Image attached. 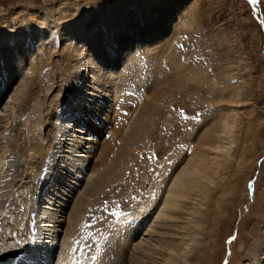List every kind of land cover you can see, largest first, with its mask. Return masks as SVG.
<instances>
[{
  "label": "rangeland",
  "instance_id": "374dc122",
  "mask_svg": "<svg viewBox=\"0 0 264 264\" xmlns=\"http://www.w3.org/2000/svg\"><path fill=\"white\" fill-rule=\"evenodd\" d=\"M58 1L0 0V20L4 21L5 23L3 24H7L12 30L13 28L20 29L23 27L22 24L27 22L25 11L30 8L36 13H40L41 16H45L48 21L42 23L40 30L38 29L36 33L32 34L33 38H31L32 32H28L27 36H20V42L25 41V45L21 43V48L25 49L24 57L19 54L15 55L16 57L13 56V39L10 43L12 47H0V167H2L0 169V182L2 184H8L10 178H12L11 176L16 173L14 167H8L9 163L17 162L15 161L17 158L10 149L2 154V143L5 141L3 137H12L10 129L12 126H16L17 122L18 126L24 131L28 120L34 116L32 114H38L37 110L41 104H43V114L45 113L44 111L48 110V106L44 103L50 94L52 95L56 92L55 87L59 84H52L49 81L53 77V71L61 58V49L65 46L71 49V44L73 45L71 41L65 40L59 35L58 29L62 31V24L57 25L53 21L54 18L61 16V13H55ZM170 1L176 6L167 17L156 12L154 14L149 13L147 17L140 19V24L135 27V32L130 31L126 34L125 40L128 43L127 47H119V49L124 48L119 62V57L116 58V61L113 57L110 58V61L115 65L102 64L104 72H109V75H118L122 78L119 79L117 77L116 80L120 82L119 86L125 89V92L149 100L151 95L160 96L159 105L162 117L156 124L154 122L148 126L149 128L147 127L146 131L148 133L145 132L143 140L138 143L140 144L138 146H143L144 148H132L133 152L128 155L132 157L134 151L140 155V160L138 159L136 166L133 165L132 168L130 167L131 169L129 168L125 172V177H129L120 182L119 185L115 182L117 185L114 183L113 187L107 180L105 191L109 192L108 196L102 193L100 204H94L92 201L88 202L87 207L89 208L85 211L82 223L79 225L81 235L74 237L76 244L74 242L71 248L64 250L62 240L65 224L63 223L56 227L51 226L48 220L47 222L44 220L46 225L49 224V226L55 227L54 229L59 228L56 230L58 232H56V238L53 242L52 264L58 258L67 260L70 256L71 260L65 264H71L73 259L81 264H97V259L92 256L96 248L95 243L102 232L105 233L108 230L112 231V234L110 231L106 233L109 238V244H113L116 241L122 242V234L130 228L125 226L124 229L117 228L114 231L112 230L113 228L111 229L112 223H114L115 211L124 214L123 219L127 220L128 217L126 215L138 206V201L139 204L149 195H153V190H155L153 185L155 179L157 180L159 176L157 174L158 165L172 161L174 157L169 158V156L173 152H176V159L180 160V157L186 155L185 158H188L189 151L194 145L192 139L198 129H202L208 121L220 117L225 111L228 114H232V116L234 112H238L243 120L261 118L263 123L257 126V133L252 139L242 141L244 145L247 144L253 151L252 153L247 152L246 156L244 155V158L251 160L250 166L240 165L243 171L238 178L236 176L231 177L232 180L229 184L234 185V194L231 195L225 190V194L218 196V200L226 204V210L222 218H220L221 220L216 223L214 231L216 241L213 248L208 250L204 263L240 264L243 262L247 264L255 261V257L259 252L257 241L261 234L253 235L250 230L256 226V220L260 218L259 207L255 209L254 204L260 203L261 191L263 190L262 183L258 185L257 190H255V185L262 171L264 172V0ZM157 9L159 10V8ZM16 12L20 14L19 20L15 18ZM15 43L17 44V42ZM100 58L96 59L97 64L102 62V56ZM34 62L37 63L35 68L33 66ZM79 62H81V59H79ZM36 72H39V78L35 76ZM83 72L85 73V71ZM33 78H38L36 81L38 86L33 90L35 93L29 96L27 82ZM91 80L90 77L89 81ZM62 88L64 89V86ZM224 90L233 91L235 94L239 93L240 96H243L242 101L236 105L223 102L222 95L225 94ZM37 93L39 95L38 98L36 96ZM62 93L63 95H68L66 92L62 91ZM28 100L29 109L26 113H22L20 107ZM134 104L130 99V102L127 100L124 103H120L113 111L106 112L103 115L105 119L103 124L99 123L97 117H94L95 126L97 127L100 124V129L98 127L94 129L92 126L94 132L91 135L98 147L101 144H107L111 140L116 128V130H123L122 125L132 116L131 112L135 109ZM58 110V113L61 114L65 108L60 106ZM9 116L12 119L9 120ZM84 122L90 123L86 117ZM235 123L239 124V126L242 124L240 119L236 120ZM38 126L40 127V124L35 126L37 128L34 136L45 145L46 140L43 139L44 131L43 129L40 130ZM24 132L25 135L32 133L30 130ZM152 132H156L157 136L151 137ZM240 135L241 132L235 127L217 135L222 145L213 152L222 154L218 158L223 167L227 166L230 158H235L234 161H237L243 157L241 152H238L236 156L231 154L233 148L236 147V143H233L232 138L237 136L239 139ZM53 143L49 148L50 152L45 155L44 166L41 165L40 167L42 175L41 173L35 175V180L33 178L32 181L26 175L25 182H22V185L18 184L17 187L19 188L15 190L16 186L14 184L18 181L17 178L13 185L2 189L0 192L2 195L4 194V196H0V251L2 253L13 254L17 249L30 243L28 236L34 224V218L32 217L37 215L36 212H38L40 205L39 202L34 203L32 188L42 187L44 180H46L48 169V164L46 163L52 158L51 156H53L56 148L59 149L61 147H55V144H59L57 140H54ZM156 148H159L158 150L160 151ZM155 150L157 154L153 156ZM29 153L30 155L32 154V152ZM237 156L239 157L236 158ZM131 161L133 163L134 159ZM3 162L5 164H2ZM101 162L98 159V149H93L89 167L98 166ZM152 162L157 163L156 167L151 165ZM133 169L135 170L133 173L139 172L147 176L146 183L142 187L141 193L139 192L140 189L137 192L133 188V192L122 196L123 193L125 194L126 187L130 186L132 189L133 175L131 173ZM48 172L52 173L53 171L49 169ZM19 174L20 172L17 176ZM215 177L220 184H223L224 180L229 179V176L225 175V173L222 178ZM13 179L15 178L13 177ZM66 180L65 182L68 185L73 186V181H70L68 177H66ZM83 185L84 183L81 181L77 190L72 191L75 192L72 198H67L68 192L64 194L59 192L61 198L68 199L66 202L67 206L63 212L58 211L59 218H62L64 222L68 221L69 209ZM102 185L104 184L102 183ZM12 186L14 189H12ZM8 192L10 198L5 196ZM5 198L7 199L5 200ZM2 201L6 202L2 204ZM2 205L7 206L5 208ZM4 210L7 211L4 212ZM148 215L143 222L144 224L140 226V230L138 231L137 229L132 234L134 238L131 236L130 240L127 239L126 241L129 245L130 253H137L140 248H146V250L159 249L153 239L158 235L157 230L160 229L159 227H161L162 223L168 221L180 223L185 221L184 218L178 221L175 218L173 220L165 217L160 218L161 220H155L151 219L153 216ZM46 218L45 215L44 219ZM12 227H15L13 228L15 232L9 234L8 232H10L9 230ZM45 231L41 232L39 240L46 242L47 233ZM4 232H6V235H3ZM9 237L12 239L9 240ZM77 247H79L78 251H76ZM70 250L72 252H69ZM20 257H23L26 261L28 258L33 259L24 253L17 255L10 262L12 264H20L18 261ZM103 261L105 263V260ZM57 263L58 261L55 262V264Z\"/></svg>",
  "mask_w": 264,
  "mask_h": 264
},
{
  "label": "bare ground",
  "instance_id": "6f19581e",
  "mask_svg": "<svg viewBox=\"0 0 264 264\" xmlns=\"http://www.w3.org/2000/svg\"><path fill=\"white\" fill-rule=\"evenodd\" d=\"M175 6L176 5L170 0L58 1L55 7V13H61V16H54L56 18H54L53 21H55L54 23L57 25L60 23L62 24V31L58 29L59 35L62 36L63 39L71 41L73 45L71 44V49L70 47L62 46L61 58L57 64L55 63L56 69L53 71L54 75L49 81L52 84H59L55 87L56 92L52 95L50 94L47 101L45 103L43 102L48 106H46L48 110L44 111L45 113L43 114V104H41L37 110L38 114H32L34 115L33 118L28 120L24 131L30 130L32 133L25 135V132L18 126L17 122V125L12 126L10 129L12 131V137H3L5 141L2 143V154L10 149L17 158L15 160L17 162L9 163L8 167H14L16 173L11 176L12 178H10L8 184H2L0 182V192L2 189L13 185V182L16 181L17 178L18 181L14 184V186H16L15 190L19 188L17 187L18 184L25 182L26 175H28L32 181L35 175L41 173L40 167L44 163L45 155L50 152L49 148L53 141L57 140V143H59L57 145L55 144V147H61H59V149L56 148V150L54 149L55 151L53 156H51L52 158L46 163L48 164V169L45 177L46 180H44L45 182L42 184V187L32 188L34 203L39 202L40 205L38 212H36L37 215L32 217L34 218V224L29 231L28 241L30 243L17 249L13 254L2 253L0 251V264H12L10 261L13 260L14 257L24 253L34 260L28 258L26 261L23 257H20L18 259L20 264H52L53 242L56 238V232H58L56 230L59 228L54 229L55 227L51 226L59 227V225L65 224L62 246L64 250L71 248L74 242L76 244V239H74V237L76 238V236L81 235L79 225L82 223L81 221L83 220L85 211L89 208L87 207L89 204L88 202L92 201L94 204H100L102 201H100V197H102L101 194L105 193V195L108 196L109 192L105 191L108 181L113 187L115 182L119 185L120 182L129 177H125V172L137 163L140 155L137 154L136 151H134L132 157L128 155H130V152H133L132 148H144L143 146H138L140 145L138 143L143 140L142 138L144 133L147 132V127L154 122L156 124L160 117H162L160 113L161 107L159 105L160 96L151 95L149 96L151 98L149 100L125 92L126 90L120 88V82L116 80L117 77H119V79L122 78L118 75L114 76L111 73L112 76L108 74L109 72H104L102 64L108 63L107 65L109 66L115 65L110 61V58L113 57L115 61L117 57H119L118 62L121 60L120 57L124 48L119 49V47H127L128 41L125 40V36L130 31L135 32V27L140 24L139 21L141 18L144 19L149 13L154 14L155 12L167 17ZM157 8H159V10ZM25 13L27 22H25L26 24H22L23 27L20 29L13 28L12 30L7 24H3L5 23L4 21L2 22L0 20V47H12L10 43L13 39V56L17 54L22 57L25 56V49L21 48V43L25 45V41L23 40L20 42L22 35L25 36L28 32H32L31 38H33L32 34L37 32L41 24L48 22L45 16H41L40 13H36V11H33L31 8L27 9ZM15 18L19 20L20 14L16 12ZM155 35L157 34L155 33ZM15 42H17V44ZM68 44L70 43L68 42ZM101 56L102 62L97 64L96 59H101ZM79 59H81V62H79ZM35 62L33 63L34 68L37 67V63ZM82 70L85 71V73ZM38 75L39 72H36L35 76L39 78ZM90 77L92 79L91 81H89ZM38 78L29 79L27 82L29 86V96L35 93L33 90L38 86L36 82ZM62 86H64V89ZM62 91L68 93V95H63ZM36 96L37 98L39 97L38 93ZM130 99L135 103V109L131 112L132 116L129 117L126 122H121L123 123V130H116V128L115 133L113 131L114 136L111 140H109L107 144H101L102 146L100 145V147H98L91 135L94 129H97V127L100 129V124H98L99 126L97 127L95 126L96 122L94 117H97L99 123L103 124L105 122L103 115L106 112L113 111L120 103H124L127 100L130 102ZM242 99L243 96H240L239 93L235 94L233 91L229 90L225 91V94L222 95V101L229 104L236 105L240 103ZM60 106H64L65 108L61 114L58 113ZM28 109L29 100L20 107V111L26 113ZM85 117L90 123L84 122ZM241 118L238 112H234L233 116L226 111L223 112L220 117L208 121L202 129H198L195 133V137L192 139L194 145L189 151L188 158H185L186 155L180 157V160L176 159V152H173L172 155L169 156V158L174 157L172 161L169 163H160L158 165L157 174L159 176L157 180L155 179L153 185V188L155 187L153 195H149L144 201L140 202L139 204L142 203L140 206L138 201V206L133 208L132 212L126 215L128 217L127 220L123 219L124 214H120L118 211L114 213V223H112L113 226L111 227L113 231L117 228L124 229L125 226L130 228L122 234L123 238L121 239H123V241H113V244H109V238L106 236V233L110 231L112 234L111 230L105 233L102 232L101 236L97 239L95 243L96 248L92 254V256L97 259V264H203L204 261H206L208 250L213 248L216 241L214 235L216 223L221 220L220 218H222L226 210V204L220 202L218 196L225 194V190L231 195L234 194V185L229 184L232 180L231 177L236 176L238 178L243 171L240 165L246 167L250 166L251 160L244 158V155L247 152L252 153L253 151L247 144L244 145L242 141L252 139L257 133V126L263 123L261 118H247V120ZM8 119H12L11 116H9ZM238 119H240L242 123L240 126L235 123ZM37 124H40V127L38 126L39 129H43L44 131L43 139L46 140L45 145L39 142L34 136V132L37 128L35 126H37ZM92 126L94 129H92ZM232 127L238 128L241 135L239 139L237 136L232 138L233 143H236V147L233 148L231 154L232 156H236L238 152H241L243 157L239 158L237 161H234L235 158H230L227 166L223 167L219 159L222 154L213 151L222 145L217 135L221 132H227ZM152 136L156 137L157 133L152 132L151 137ZM23 149H25V151H23ZM93 149H98V159L102 162L98 166L94 165L90 168L89 162ZM163 149L165 150L164 147ZM29 152H32V154L30 155ZM156 154L157 151L155 150L153 156ZM238 157L239 156L236 158ZM132 159H134L133 163L131 161ZM2 164L5 163L3 162ZM151 165L156 167L157 163L152 162ZM66 167H68V169H66ZM1 168L2 167H0V169ZM49 169L53 172H48ZM133 171L135 170L133 169L131 173V175H133V182L131 183V185L133 184L132 189L130 186L126 187L125 194L123 193L122 196L133 192V188H135L137 192L140 189V192L146 183V175H142L138 170V173H133ZM19 172L20 174L17 176ZM224 173L229 176V179L227 178L228 180H224L225 182L220 184L215 176L222 178ZM13 177L15 179H13ZM66 177H68L70 181H73V186L65 182L67 181ZM81 181H83L84 185L76 194L74 202L69 209L67 215L68 221L64 222L62 218H59L58 211L63 212L64 208L67 206V198H72L74 196L73 193L75 192L72 191L77 190ZM102 183L104 185H102ZM261 183L263 184L261 201L259 204H254L255 209L259 207L258 213L260 214V218L256 220V226L250 230V233L253 235L261 234L257 241L259 244V252L255 257V261L252 263L248 262L247 264H264L263 171L255 185V190H257L258 185ZM12 189H14L13 186ZM42 189H44V191H42ZM9 192L5 195L7 198L9 197ZM59 192H62V194L68 192L69 194H67V198L64 199L60 197ZM41 193L44 194L41 195ZM0 196H4V194L2 195L0 193ZM7 198H5V200ZM3 202L4 201H2V204ZM2 206L4 207L5 205ZM6 211L4 210V212ZM148 214L153 216L151 219L153 218L155 220L165 217L173 220L175 218L178 221L184 218L185 221L180 222L181 224L176 221V223L169 221L163 222L164 224L162 223L161 227H159L160 229L157 230L158 235L153 239L156 245L159 246V249L146 250V248H140L137 253H130V248L126 241L127 239L130 240L131 236L133 237L132 234H134L135 230H140L139 228L144 224L143 222ZM45 215L47 217L46 219H44ZM44 220L46 222L48 220L51 226H49V224L46 225ZM41 225L42 227H40ZM13 228L15 227L10 228L9 234L15 232ZM41 230H46V242L39 240L42 234ZM3 235H6V232H4ZM83 237L85 236L83 235ZM8 239L11 240L12 238L9 237ZM1 246L3 245L1 244ZM78 249L79 247H77L76 251H78ZM69 252H72V250ZM106 256L109 257L107 258ZM70 260L71 256L67 260L58 258L56 261H58L57 264H65ZM103 260H105V263ZM71 264L81 263L73 259ZM240 264L246 263L242 262Z\"/></svg>",
  "mask_w": 264,
  "mask_h": 264
}]
</instances>
